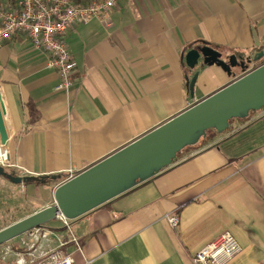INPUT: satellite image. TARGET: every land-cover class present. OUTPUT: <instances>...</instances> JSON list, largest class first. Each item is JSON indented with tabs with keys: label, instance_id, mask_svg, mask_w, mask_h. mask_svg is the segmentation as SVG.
I'll use <instances>...</instances> for the list:
<instances>
[{
	"label": "crops",
	"instance_id": "1",
	"mask_svg": "<svg viewBox=\"0 0 264 264\" xmlns=\"http://www.w3.org/2000/svg\"><path fill=\"white\" fill-rule=\"evenodd\" d=\"M116 1L110 27L93 19L65 36L74 60L69 97L56 89L60 77L48 54L26 36L0 45L10 173L57 177L41 185L1 175L0 221L14 219L2 227L52 206L70 171H85L234 81L218 65L203 67V58L189 69V51L210 45L225 60L264 52V0ZM196 72L191 96L187 78ZM234 123L70 227L59 218L47 223L45 252L33 254L60 250L75 264H194L198 251L231 232L243 250L227 264H264V109ZM172 215L177 227L167 220Z\"/></svg>",
	"mask_w": 264,
	"mask_h": 264
},
{
	"label": "water",
	"instance_id": "2",
	"mask_svg": "<svg viewBox=\"0 0 264 264\" xmlns=\"http://www.w3.org/2000/svg\"><path fill=\"white\" fill-rule=\"evenodd\" d=\"M205 65H218L230 77L229 85L198 101L176 117L160 125L106 159L96 163L75 178L58 185L54 192V204L0 230V247L27 232L42 228L62 215L76 220L96 210L138 185L152 179L170 167L180 153L196 146L207 137L210 130L222 134L231 127L233 120H243L251 113L264 109V61L250 69L253 62L264 60V52L239 60L237 55L224 59L210 45L192 49L186 55V65L195 70L200 59ZM241 71L237 77L236 71ZM199 77L196 72L187 85L191 96ZM3 89L0 86V137L7 144L11 134V122ZM15 184L44 183V177H19L0 166V176ZM57 177H52V180Z\"/></svg>",
	"mask_w": 264,
	"mask_h": 264
},
{
	"label": "built area",
	"instance_id": "3",
	"mask_svg": "<svg viewBox=\"0 0 264 264\" xmlns=\"http://www.w3.org/2000/svg\"><path fill=\"white\" fill-rule=\"evenodd\" d=\"M116 0H95L87 4H79L75 0H17L12 8L3 9L0 6V45L16 35L26 36L32 45L48 54L47 65L59 75L57 91L71 94L74 60L65 40L66 34L79 24H87L93 19H99L107 27L112 25L110 14L116 8ZM0 142V166L13 167L8 150ZM80 174V173H79ZM78 174L70 171L65 181L75 178ZM67 227L70 220L60 215L58 217ZM172 227L180 223L178 215L167 218ZM42 228L27 232L22 245L28 248L26 253L5 250L4 258L15 257L13 264H75L72 254L51 249L38 257L33 254L36 244L47 241L50 233L40 234ZM79 246L78 239L73 237ZM32 250V251H31ZM243 248L237 238L226 232L216 240L204 246L193 259L194 264H227L235 259ZM85 264H89L87 261Z\"/></svg>",
	"mask_w": 264,
	"mask_h": 264
},
{
	"label": "rangeland",
	"instance_id": "4",
	"mask_svg": "<svg viewBox=\"0 0 264 264\" xmlns=\"http://www.w3.org/2000/svg\"><path fill=\"white\" fill-rule=\"evenodd\" d=\"M263 62H259L258 64H256V65H254V64H251V66H250V68L251 69H255V68H257L258 66H260L261 64H262ZM237 121V119L236 120H233L232 121V123H231V126H232V124H235L234 122H236ZM230 130V129H229ZM210 133H213L212 131L211 132H208V135L210 134ZM202 141H200V143L199 144H197L196 146H198V145H202L203 144V142L201 143ZM209 142H206V144H208ZM188 149V148H187ZM186 151V150H185ZM184 152V151H183ZM182 154V153H181ZM6 171L8 172V173H10V169L9 168H7L6 169ZM14 219H11L10 221H5V222H2V221H0V224H9L10 222H12ZM49 224H46V225H43V227H42V230L40 231V234H44V233H49L50 231L49 230H51L50 228H49V226H48ZM3 228H5V227H2L1 225H0V230H2ZM50 236V235H49ZM24 237H26V235H23V236H21V238H16L15 240H12L11 242H8L7 244H5V245H3V246H1L0 247V255L2 254V250H3V247L5 248L4 250H3V254H2V257L0 258V264H1V261L2 260H6V259H9V257H13V259L15 260V257L13 256V255H9V256H7L6 258H4V254H5V250L7 249V248H12V250L13 251H17V253L18 252H21V253H26L27 252V250H28V248H26L25 246H23L22 245V240L24 239ZM46 243V241H41V242H38L37 244H36V249L38 248V249H43V244H45ZM18 248V249H17ZM44 250V252H45V249H43ZM32 251V250H31ZM14 262V261H13Z\"/></svg>",
	"mask_w": 264,
	"mask_h": 264
},
{
	"label": "trees",
	"instance_id": "5",
	"mask_svg": "<svg viewBox=\"0 0 264 264\" xmlns=\"http://www.w3.org/2000/svg\"><path fill=\"white\" fill-rule=\"evenodd\" d=\"M259 51L262 52L261 49H260ZM260 52H256V53H255V52H254V53H253V52H252V53L250 52V55L248 54V56L245 55L244 53H243V54L238 53V58H239V60H245V59L248 58V57H254L255 55H257V54L260 53ZM202 66H203V67H206L207 65H205V64L203 63ZM258 67H259V66H258ZM240 73H241V71H240ZM243 120H245V119H243ZM231 123H232V122H231ZM211 131L214 132V133H217L215 130H210V131H208V132H211ZM208 139H210V138L208 137V133H207V137L204 138V139H202L201 141H202V142H206ZM202 142H201V143H202ZM188 148H191V147H188ZM186 149H187V148H186ZM186 149H185V150H186ZM185 150H184V151H185ZM183 153H184V152H183ZM180 154H181V153H180ZM180 154H179V155H180ZM179 155H178V156H179ZM44 178L46 179V181H45L44 183H42V184H45V185L49 184L50 181L52 180V176H51V177H44ZM37 184H41V183H37ZM42 184H41V185H42ZM17 249H18V248H17Z\"/></svg>",
	"mask_w": 264,
	"mask_h": 264
},
{
	"label": "flooded vegetation",
	"instance_id": "6",
	"mask_svg": "<svg viewBox=\"0 0 264 264\" xmlns=\"http://www.w3.org/2000/svg\"><path fill=\"white\" fill-rule=\"evenodd\" d=\"M264 60L262 59V60H260V61H258V62H253L252 64H254V65H256V64H258L259 62H263ZM251 69V68H250Z\"/></svg>",
	"mask_w": 264,
	"mask_h": 264
}]
</instances>
